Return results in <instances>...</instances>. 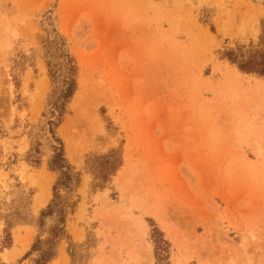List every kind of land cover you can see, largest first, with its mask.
<instances>
[{
  "label": "rangeland",
  "instance_id": "rangeland-1",
  "mask_svg": "<svg viewBox=\"0 0 264 264\" xmlns=\"http://www.w3.org/2000/svg\"><path fill=\"white\" fill-rule=\"evenodd\" d=\"M256 51L264 0H0V264H264Z\"/></svg>",
  "mask_w": 264,
  "mask_h": 264
},
{
  "label": "trees",
  "instance_id": "trees-1",
  "mask_svg": "<svg viewBox=\"0 0 264 264\" xmlns=\"http://www.w3.org/2000/svg\"><path fill=\"white\" fill-rule=\"evenodd\" d=\"M229 60L238 65L239 70L247 73H254L259 76H264V52H249L246 56L245 54H235L234 52L229 53ZM48 168L50 171L58 173L60 175L59 180L57 181L54 191L55 197L52 200L51 204L48 206L47 211L43 214V216H50L57 210V212H61L63 215L59 216L58 224L55 226L51 233L53 237L47 240V244H54L58 242L63 236H65V224H66V212L59 208V202L61 197L57 194V190L59 186L66 187L70 189L72 186V181L77 180L72 172L73 168L69 165L68 161L65 158L64 147L60 144V147L53 148V155L50 157L48 162ZM40 243V242H39ZM44 253V251L42 252ZM46 253L49 254L46 256ZM41 256L40 264H47L53 258H55L56 253L54 249L51 252H46ZM39 261H37L38 263Z\"/></svg>",
  "mask_w": 264,
  "mask_h": 264
},
{
  "label": "bare ground",
  "instance_id": "bare-ground-1",
  "mask_svg": "<svg viewBox=\"0 0 264 264\" xmlns=\"http://www.w3.org/2000/svg\"><path fill=\"white\" fill-rule=\"evenodd\" d=\"M127 33V32H126ZM75 34V33H74ZM127 42V41H126ZM132 45V44H131ZM46 81H47V79H46ZM45 80H44V82L42 83V86L40 87V92L42 93V92H44L45 91V82H46ZM44 84V85H43ZM46 85H47V83H46ZM44 93H42L41 94V96L43 95ZM93 122V121H92ZM88 124H91V122L89 123L88 122ZM96 126L97 125H92L91 127H89L90 129H92V130H90V133H89V131L87 132V133H89V134H92V132L94 131L95 132V130L97 129L96 128ZM70 127H71V125H70ZM94 128V129H93ZM96 128V129H95ZM70 129V128H69ZM71 130V129H70ZM98 130V129H97ZM72 133V132H71ZM96 133H98V132H96ZM84 134V135H83ZM82 134V136H86V134L85 133H83ZM93 134H95V133H93ZM93 134H92V136H93ZM99 134V133H98ZM81 136V135H80ZM87 136H88V134H87ZM90 136V135H89ZM96 137H100L99 135H96ZM95 137V138H96ZM90 140H92V137L90 136ZM93 140H94V137H93ZM96 140V139H95ZM72 143H74L73 141H72ZM75 146V148H77L76 147V145H74ZM73 149V148H72ZM75 150V149H74ZM50 176V175H49ZM49 176L47 177V178H44L41 182H40V185H41V188H42V192H41V194H39L36 198H35V200H36V204H37V208L36 209H39V208H41V207H44L48 202H49V200H50V197H51V192H50V187H51V178H49ZM31 185H33V184H31ZM78 233V232H77ZM77 237L79 238V239H81L82 238V235L81 234H78L77 235ZM148 247H149V245H148ZM27 249V248H26ZM149 249V248H148ZM18 254V253H17ZM150 254H151V252H150Z\"/></svg>",
  "mask_w": 264,
  "mask_h": 264
}]
</instances>
